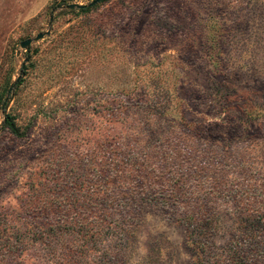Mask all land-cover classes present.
<instances>
[{"label": "rangeland", "instance_id": "1", "mask_svg": "<svg viewBox=\"0 0 264 264\" xmlns=\"http://www.w3.org/2000/svg\"><path fill=\"white\" fill-rule=\"evenodd\" d=\"M92 1L0 0V91L24 73L2 98L0 125L6 111L27 129L19 139L0 126V264H190L185 228L153 206L133 214L123 195L146 178L163 187L169 169L152 171L169 146L181 198L205 196L216 179L264 189V0H110L67 12ZM52 10L50 33L21 49ZM106 195L132 215L120 249L100 218L112 204H90ZM79 217L97 239L77 256L42 236Z\"/></svg>", "mask_w": 264, "mask_h": 264}, {"label": "trees", "instance_id": "2", "mask_svg": "<svg viewBox=\"0 0 264 264\" xmlns=\"http://www.w3.org/2000/svg\"><path fill=\"white\" fill-rule=\"evenodd\" d=\"M108 1L110 0H104L92 7L77 9L78 13H89ZM67 12H75V9ZM20 84L21 81L17 85ZM8 86L9 80H6L0 91V104ZM3 121L2 129L8 130L15 138L20 139L26 135L27 129L19 127L14 116L7 114ZM224 147V151L228 153L229 146ZM175 153L172 146L165 147L161 152L158 167L152 171L154 173L160 167L169 169L165 175L163 174V187L160 190L157 191L151 186L147 178L139 180L137 188L131 186L126 189L123 195L124 202L132 207L133 214L144 206H153L164 211L170 221L182 225L187 232L188 248L192 255L190 264H264V189L247 187L243 182L228 189L224 187L223 182L216 179L211 183V191H204L205 196L188 192L181 198L177 189L180 180L177 169L180 165L179 162L171 161ZM232 166L237 167L238 163ZM207 174L211 172L199 177L200 188H204L211 180ZM111 199L107 198V195L99 199L91 197L90 204L96 202L101 206L112 204L113 208L108 206L107 209L99 211L100 218L112 220L105 232L110 236L119 237L117 247L120 249L133 226L132 215H129V211L123 205L116 209L117 203ZM86 210L89 212V207ZM111 212L119 213L116 221L112 219ZM81 220L82 217H79L77 224L71 226V229L67 226L52 225L42 236H45L46 241L53 237L57 238L55 249L63 255L77 256L85 250L92 239L93 243L97 239L96 235L89 234L88 224ZM72 229H75L83 240L78 237L81 241H76L71 246L65 242L61 243L60 237ZM223 238H226L225 241L218 244L217 240ZM12 247L13 243H10L6 250L7 254L12 252Z\"/></svg>", "mask_w": 264, "mask_h": 264}, {"label": "water", "instance_id": "3", "mask_svg": "<svg viewBox=\"0 0 264 264\" xmlns=\"http://www.w3.org/2000/svg\"><path fill=\"white\" fill-rule=\"evenodd\" d=\"M104 0H93L92 2H90L89 4L87 5H76V4H70V5H67L66 8L67 10H71V9H82V8H86V7H92L100 2H102ZM53 13H54V10L51 11V14H50V18L48 19L49 22H48V30L46 32H41V33H38L37 35L35 34V37L33 38H28V39H25L23 41L20 42V48L23 49L24 51H28L29 47L31 46V44L33 42H37L41 39H43L45 36H47L49 33H50V27L52 25V19H53ZM28 61V58H26L24 60V62H27ZM25 64V63H24ZM23 64V66H24ZM24 73L23 71L20 72L19 76L15 79L14 82H12L7 90V95L8 94H11V92L13 91V89L15 88V86L17 85V83L21 80V78L23 77ZM3 117L5 119L6 117V111L3 112ZM4 122V121H3ZM3 123L0 125L2 126Z\"/></svg>", "mask_w": 264, "mask_h": 264}]
</instances>
